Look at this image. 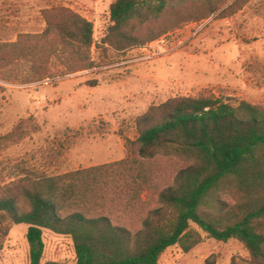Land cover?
<instances>
[{
	"label": "trees",
	"instance_id": "trees-1",
	"mask_svg": "<svg viewBox=\"0 0 264 264\" xmlns=\"http://www.w3.org/2000/svg\"><path fill=\"white\" fill-rule=\"evenodd\" d=\"M248 1L114 0L104 42L116 50L144 46L215 13L232 16ZM43 16V32L0 42L1 68L29 65L26 75L10 72L4 80L56 77L55 56L63 59V74L95 65L93 21L66 6L44 9ZM32 120L21 119L6 137L22 138ZM135 125L138 136L126 140V158L57 175L23 168L17 182L0 185V222L28 225L30 264H42L44 230L72 239L76 264H159L168 248L188 252L204 235L236 239L249 264H264V106L201 92L151 104ZM174 156L189 164L161 188V206L148 208L142 194L160 187L159 158Z\"/></svg>",
	"mask_w": 264,
	"mask_h": 264
},
{
	"label": "rangeland",
	"instance_id": "rangeland-1",
	"mask_svg": "<svg viewBox=\"0 0 264 264\" xmlns=\"http://www.w3.org/2000/svg\"><path fill=\"white\" fill-rule=\"evenodd\" d=\"M113 1L0 0V42L16 41L19 33L43 32L47 26L43 10L66 6L93 21L91 58L95 63L89 69L63 74V59L55 56L50 67L58 76L25 84L3 76L10 72L26 75L27 63L0 67V185L17 182L23 168L57 175L104 163L105 158L97 155L102 153V136L106 134L117 153L109 159L130 156L126 140L138 136L137 115L170 97L212 92L264 106V0H249L232 16L218 18L215 13L126 50L104 42L112 24ZM110 84L116 87L111 93L107 89ZM110 105L130 107L122 109L118 126L112 122L105 130L102 112ZM29 117L33 120L25 124V136L6 137L21 119ZM159 164L163 168L160 187L142 194L148 208L161 206V188L189 161L162 157ZM225 198L234 203L230 196ZM27 229L25 223L0 222V264H30ZM43 238L42 264H76L69 236L44 230ZM208 260L213 264H249L250 254L236 239L224 242L204 235L188 252L179 245L168 248L159 264H206Z\"/></svg>",
	"mask_w": 264,
	"mask_h": 264
},
{
	"label": "crops",
	"instance_id": "crops-1",
	"mask_svg": "<svg viewBox=\"0 0 264 264\" xmlns=\"http://www.w3.org/2000/svg\"><path fill=\"white\" fill-rule=\"evenodd\" d=\"M110 80H113L112 77L110 78ZM78 83H80V81L78 80ZM100 84H98L99 86ZM97 87V86H96ZM116 89L115 84H110L108 85V90L111 93V91L113 89ZM113 95V94H112ZM124 106H129L130 105H110L108 110H105V112H102V119L106 121V127L105 130L109 129V126L112 125V122L115 123L116 126H118V120H120V116H121V111L124 108ZM149 107V106H148ZM147 107V108H148ZM147 110V109H146ZM144 110V112L146 111ZM110 114V115H109ZM142 114V113H141ZM140 115V114H139ZM138 116V115H137ZM81 126V125H79ZM106 132V131H105ZM111 142V139L107 138V134L106 136L103 135L102 136V153H98V157L102 156V158H105L104 163L106 162H111L114 161V159H109V157H113L114 155H116L117 153L115 151H113V149L111 148V146L109 145V143ZM121 143V142H120ZM127 156H125L124 158H126ZM123 159V158H122ZM103 163V162H102Z\"/></svg>",
	"mask_w": 264,
	"mask_h": 264
}]
</instances>
